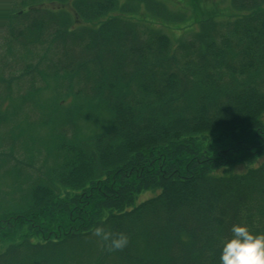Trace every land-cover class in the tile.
<instances>
[{
  "label": "trees",
  "instance_id": "16d2710c",
  "mask_svg": "<svg viewBox=\"0 0 264 264\" xmlns=\"http://www.w3.org/2000/svg\"><path fill=\"white\" fill-rule=\"evenodd\" d=\"M230 3L188 19L165 0H0L17 56L0 86L52 79L54 130L38 159L0 150L21 184L11 214L29 218L0 264H264V159L233 169L264 153V0Z\"/></svg>",
  "mask_w": 264,
  "mask_h": 264
},
{
  "label": "rangeland",
  "instance_id": "374dc122",
  "mask_svg": "<svg viewBox=\"0 0 264 264\" xmlns=\"http://www.w3.org/2000/svg\"><path fill=\"white\" fill-rule=\"evenodd\" d=\"M165 1L171 7L188 9V19H195L196 17H203L205 15H215L218 17H222L228 14L230 15L233 11L230 0ZM43 5H66L67 7H69L67 3L61 4L57 1H44ZM137 15L139 16L138 18L144 17V10L140 9ZM149 16L150 15H148V17ZM150 19L154 25L164 26L172 35L178 36L184 30V28L175 25L176 23H174L173 21L162 22L160 18L152 16L150 17ZM74 23L85 24L89 22L86 20L77 19ZM171 25H175V27H172ZM2 41L3 38H1L0 36V56H3L7 62L9 60L11 61V64H16L17 56L8 55L6 57L8 51H6ZM52 82L53 80L49 79V83L53 84ZM50 84L45 83L44 85H40V87H38L37 89V92L33 95H30V93L25 94L22 91V87L19 88V86H14L15 89H10L9 91H4L0 86V111L2 114H6L7 116L0 118V150L2 152L9 153L11 157L12 153H14V155L20 156V158L28 161L30 159H38L39 155H42L46 152L45 147L48 146V143H50V138H47L49 131H52V133H54V130L52 128V125L45 124L41 121V119H39V112H41V107L44 108L46 105H49L48 103H50L52 100V89ZM29 116L32 121L29 120ZM53 121H55V119H53ZM52 133H50L49 136ZM45 136H47V141ZM11 140L14 141V143L12 144L13 148H11ZM263 159L264 153L256 154L246 160L240 161L233 166V169L235 171H243L248 167L259 164ZM6 165L7 161L4 160V156H0V190L2 192L3 190L9 191L10 193L9 198L4 199L5 201L3 199L1 200L3 204L7 203L8 205L4 209V211H7V216L12 217L10 220V225L3 227L2 232H0V250H2L15 238L22 237V235H24V233L27 231L26 225H24V223H27V221L29 220L28 216L23 215L20 217H15V215L11 214L12 211L17 208L16 204L18 202L16 201L15 197H17L16 195L20 191L21 184L18 183V180L12 179L13 175H10L9 172L4 171ZM219 170L220 168L217 169V171ZM149 195H151V191L149 190L140 192L137 195L138 198L136 196L135 202L139 203L141 200L146 199V197H148ZM10 199L14 201L11 202ZM22 217L26 218L23 220Z\"/></svg>",
  "mask_w": 264,
  "mask_h": 264
}]
</instances>
